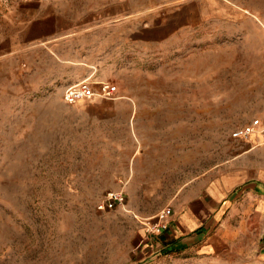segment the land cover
Here are the masks:
<instances>
[{"label":"rangeland","instance_id":"1","mask_svg":"<svg viewBox=\"0 0 264 264\" xmlns=\"http://www.w3.org/2000/svg\"><path fill=\"white\" fill-rule=\"evenodd\" d=\"M69 10L91 13L93 33L3 47L18 22ZM180 11L188 20L162 43L117 32L125 15L139 28ZM86 78L120 99L68 105L65 89ZM255 120L264 126V0H0V264H214L153 250L149 219L213 173L264 179L260 137L231 139ZM152 167L165 185L153 195L141 187ZM110 192L125 210H97Z\"/></svg>","mask_w":264,"mask_h":264},{"label":"crops","instance_id":"2","mask_svg":"<svg viewBox=\"0 0 264 264\" xmlns=\"http://www.w3.org/2000/svg\"><path fill=\"white\" fill-rule=\"evenodd\" d=\"M187 12L180 11L177 18L153 16L139 28L134 27L137 21L132 14L125 15L117 20H123L117 32L123 40L126 35L138 39L141 47L162 43L181 30L182 21L188 20ZM91 17V13L69 10L47 13L29 23L20 21L2 44L16 52L29 38L41 36L48 42L54 35L55 40L70 41L75 35L93 33V27L84 26ZM156 170L152 167V180L141 185L143 189L152 188V195L165 186L155 179ZM251 173L238 168L185 185L172 202L168 230L159 238L152 237V249L191 252L214 264L264 262V179L254 178Z\"/></svg>","mask_w":264,"mask_h":264},{"label":"built area","instance_id":"3","mask_svg":"<svg viewBox=\"0 0 264 264\" xmlns=\"http://www.w3.org/2000/svg\"><path fill=\"white\" fill-rule=\"evenodd\" d=\"M118 95L119 89L117 85L105 81L95 83L91 78H88L68 86L64 91L63 98L68 105L73 106L81 101H117L120 99ZM257 137H260L261 144L264 145V126L259 120L239 127L231 134L232 140L241 142H250ZM126 204L127 201L123 192H110L98 204L97 210L100 212L113 211L115 209L125 210ZM172 215L171 207H167L149 219V225L152 226V234H161L168 230Z\"/></svg>","mask_w":264,"mask_h":264}]
</instances>
